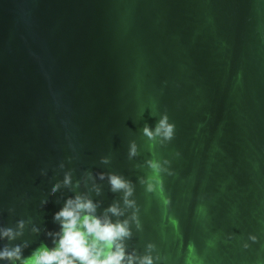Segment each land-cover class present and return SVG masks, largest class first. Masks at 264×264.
<instances>
[{"label":"water","instance_id":"95a60500","mask_svg":"<svg viewBox=\"0 0 264 264\" xmlns=\"http://www.w3.org/2000/svg\"><path fill=\"white\" fill-rule=\"evenodd\" d=\"M77 197L121 264H264V0H0V264Z\"/></svg>","mask_w":264,"mask_h":264},{"label":"clouds","instance_id":"9594fccd","mask_svg":"<svg viewBox=\"0 0 264 264\" xmlns=\"http://www.w3.org/2000/svg\"><path fill=\"white\" fill-rule=\"evenodd\" d=\"M157 131L159 132V129ZM170 131V128L166 129L165 135H170ZM145 134L150 135L147 129ZM113 185L116 188L124 187L116 180H113ZM94 210L90 201H83L80 197L75 201L69 200L55 217L61 221L57 247L51 251L39 250L28 264H121L125 256L122 245L116 242L128 235L126 222L123 225H114L91 214L81 215L93 213ZM108 211L114 215L120 214L116 208H110ZM18 251L17 249L16 253H9L7 256L11 258ZM0 258H4L3 254H0ZM128 264H132L131 257L128 258ZM141 264H152V261L145 258Z\"/></svg>","mask_w":264,"mask_h":264}]
</instances>
